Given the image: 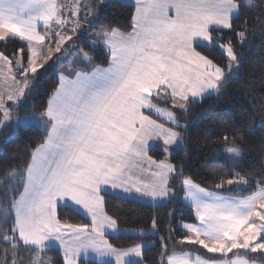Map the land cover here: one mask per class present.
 <instances>
[{
	"label": "snow or ice",
	"instance_id": "snow-or-ice-1",
	"mask_svg": "<svg viewBox=\"0 0 264 264\" xmlns=\"http://www.w3.org/2000/svg\"><path fill=\"white\" fill-rule=\"evenodd\" d=\"M106 3L111 0H0V42H23L11 58L0 52L7 70L0 131L14 122L41 131L28 159L0 178V240L7 245L0 264H55L40 257L50 245L62 251L61 264H92L93 255L95 264H145L144 243L117 247L109 240L110 233L147 234L119 228L106 211L111 198L187 202L179 233L172 211L164 235L159 216L152 217L148 232L157 237L159 264H264V176L237 171L242 137L223 136L232 145L231 166L199 181L169 158L185 145L189 125L181 120L190 105L219 100L239 76L241 57L225 30L242 46L264 25V3L121 0L130 9L128 32L100 23ZM249 8L259 15L234 26ZM217 48L226 66L203 54ZM91 53L101 54L103 64ZM50 71L55 79L41 110L14 116ZM160 151L165 158L154 159ZM81 211L89 223L61 218ZM185 245L202 255L193 261L189 251L177 254Z\"/></svg>",
	"mask_w": 264,
	"mask_h": 264
},
{
	"label": "trees",
	"instance_id": "trees-1",
	"mask_svg": "<svg viewBox=\"0 0 264 264\" xmlns=\"http://www.w3.org/2000/svg\"><path fill=\"white\" fill-rule=\"evenodd\" d=\"M264 0H254V3H263ZM131 5V3H127ZM129 7H122L121 0H111V3L103 5L100 12V23L110 27H119L122 31H130L127 27L129 22ZM259 15V9L240 12L239 19L234 20V26L242 25L245 19L252 21ZM251 30L253 24L248 25ZM225 39H231L236 52L241 57L239 76L233 78L227 85L226 91L219 100L214 98L205 99L200 103L190 105L189 112L181 121L189 125L185 145L179 150H174L170 156L174 164L183 163L185 173L193 176L199 181L204 176H211L215 171L217 174L226 172L230 165L224 159L222 153L231 144L223 143V136L237 134V139L242 137L243 143L238 144L240 151V166L237 171L252 179L264 176V25L257 24L255 31L248 33V41L242 46L233 33L225 30ZM23 42L15 43L0 42V52L8 56L18 54ZM96 62L103 64V56L98 53ZM203 54L214 58L222 66H226L227 58L220 49ZM53 73H49L36 85L35 91L22 106L21 112L40 111L44 105L48 93L54 82ZM34 105V107H33ZM226 129V131H225ZM206 133H210L206 135ZM41 131L35 125L20 126L16 130L12 127L0 131V178L4 176L5 168H11L21 161L28 159L29 145L40 142ZM153 158L162 159V151L152 153ZM208 184L212 181L208 180ZM236 195L237 193H233ZM106 211L117 219L121 229H143L151 227L154 215L159 216L160 235H164V226L169 220L168 213H174L172 217L173 228L179 233L182 231L178 223L180 217H188L189 208L182 200L164 206L162 204H151L148 202H137L130 199L111 198L106 206ZM59 215V210H58ZM62 220L74 224L89 223V219L81 213H68L61 217ZM109 240L117 247H129L132 244L144 240H154L155 247L146 246L143 250V258L147 264H159V244L155 234H146L141 237L132 233H121L109 235ZM6 243L0 240V256ZM192 251L202 255L197 249L189 246H181L177 252ZM21 255H27L21 253ZM231 255V254H230ZM255 255V254H253ZM62 253L56 248H49L40 254L41 258L55 261L61 264ZM37 257L33 256V259ZM9 264L11 262L9 261ZM95 264V261H92Z\"/></svg>",
	"mask_w": 264,
	"mask_h": 264
},
{
	"label": "rangeland",
	"instance_id": "rangeland-1",
	"mask_svg": "<svg viewBox=\"0 0 264 264\" xmlns=\"http://www.w3.org/2000/svg\"><path fill=\"white\" fill-rule=\"evenodd\" d=\"M57 2L58 3H60L61 2V0H57ZM66 2H70V0H66ZM126 2H128V3H133V0H126ZM264 3V2H263ZM100 9L102 10V7L100 6ZM99 12H101L100 10H99ZM100 14V13H99ZM89 31H91V29H89ZM122 31V30H121ZM131 31V30H130ZM124 32H128V31H124ZM81 46H83V45H81ZM4 53V52H3ZM5 54V53H4ZM6 55V54H5ZM93 55V54H92ZM12 56H9V58H11ZM98 63V62H97ZM103 66H107L106 64H104ZM49 73H51V71L49 72ZM48 73V74H49ZM7 75V70L5 69V67H4V62L2 61V60H0V91H2L3 89H4V77ZM9 83H11V81L9 80ZM31 112H33V111H29V112H21V109H19V110H17L16 112H14L13 113V115L14 116H16V115H18V116H20V117H24V116H27L29 113H31ZM36 112H39V111H36ZM181 123H185L186 124V122H183V121H181ZM30 125H35V126H37V127H39L37 124H24V123H19V124H17V123H13V128L16 130L18 127H20V126H30ZM229 149L230 148H227L226 150H224V152L222 153V155H223V157H224V159L226 160V162L231 166V164H232V157H231V155H230V153H229ZM174 150H176V148L174 147L173 148V150H172V152L174 151ZM237 152H239V154H240V151L239 150H237V149H235ZM172 152L169 154V158H170V156H171V154H172ZM165 158V153H164V156H163V158L162 159H164ZM155 159V158H154ZM162 159H158V160H162ZM238 160H239V163H238V165H237V168L240 166V155H239V158H238ZM182 202H183V200H182ZM184 203V202H183ZM185 204V203H184ZM186 205V204H185ZM187 206V205H186ZM83 213V212H82ZM150 229V228H149ZM146 233H148V234H150L151 232H148V229L147 230H144ZM153 234V233H152ZM139 243H144V245H145V247L146 246H152V244L154 243V240H144V241H142V242H139ZM230 255V254H229ZM145 264H147V263H145Z\"/></svg>",
	"mask_w": 264,
	"mask_h": 264
},
{
	"label": "crops",
	"instance_id": "crops-1",
	"mask_svg": "<svg viewBox=\"0 0 264 264\" xmlns=\"http://www.w3.org/2000/svg\"><path fill=\"white\" fill-rule=\"evenodd\" d=\"M128 3V2H127ZM105 5V4H104ZM101 7H103V5H101ZM100 11H101V9H100ZM100 13V12H99ZM18 39V38H17ZM144 202H148V203H151V204H153L152 202H149V201H144ZM186 205H187V202L186 201H183ZM188 206V205H187ZM79 213H81L82 215H84L85 217H87L84 213H82V211L81 212H79ZM88 218V217H87ZM89 219V218H88ZM180 225V224H179ZM119 227V226H118ZM120 228V227H119ZM110 235H116V234H111L110 233ZM49 248H56L57 250H59V248H58V246L57 245H50L49 246ZM60 251V250H59ZM61 253H62V251H60ZM190 253H191V255H190V259H192L193 261L195 260V257H196V255H198L197 253H195V252H192V251H189ZM177 254H179V252H177ZM62 255H63V253H62ZM90 259L92 260V261H95V257H94V255L93 256H90Z\"/></svg>",
	"mask_w": 264,
	"mask_h": 264
}]
</instances>
